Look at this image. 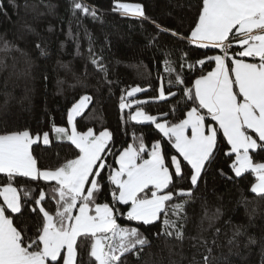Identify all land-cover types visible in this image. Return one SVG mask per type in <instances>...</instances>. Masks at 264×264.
I'll use <instances>...</instances> for the list:
<instances>
[{
    "label": "snow or ice",
    "instance_id": "snow-or-ice-1",
    "mask_svg": "<svg viewBox=\"0 0 264 264\" xmlns=\"http://www.w3.org/2000/svg\"><path fill=\"white\" fill-rule=\"evenodd\" d=\"M73 8L96 17L95 9L80 0H73ZM114 10L125 16L148 19L141 4L118 2ZM197 17L190 36L161 28L159 24L156 27L199 48L219 50L220 54L207 56V61H198L201 66L214 64V68L195 79L192 87L181 89L182 97L191 105L179 122H161L139 107L134 114L129 113L135 124L154 125L160 138L149 149L143 136L138 137L136 143L116 153L118 167L108 164L106 159L111 152V131L102 130L98 134L91 128L77 131L74 119L92 103L90 95L81 96L69 110L70 131L64 127L53 129L61 140L66 138L73 146V158L55 167L41 168L33 154V145L41 140L44 145L50 144L48 132L35 135L29 130L8 132L4 124L5 131L0 133V174L6 178L0 186V264H126L129 255L139 261L151 246V240L138 227L121 226L118 216L139 225H153L162 219L157 238L183 241L185 206L202 174L221 150L218 147L221 133L230 146L225 154L235 157L230 166L235 177L254 174L250 191L264 199V162H256L253 156L264 153V0H200ZM233 43L237 48L230 55ZM9 50L5 41L0 52ZM242 58H252L254 62ZM92 63L107 74V68L94 56ZM165 65L171 73L168 61ZM175 83L185 81L177 74ZM142 91L139 86L127 90L121 96L120 110L148 103L129 99ZM167 91L176 96L171 88ZM159 99H166L163 87ZM165 141L174 152H164ZM109 169L112 170L105 183L103 174ZM221 175L226 174L221 170ZM181 180L190 181V187L176 191ZM29 182L34 183L33 189L20 187ZM106 188L111 200L100 203L98 200ZM26 212L28 219L36 221L34 235L22 219ZM205 217L210 221L216 218L208 217L207 213ZM233 235H240L239 230ZM199 239L206 244L203 238ZM204 260L207 264L208 257Z\"/></svg>",
    "mask_w": 264,
    "mask_h": 264
},
{
    "label": "trees",
    "instance_id": "trees-1",
    "mask_svg": "<svg viewBox=\"0 0 264 264\" xmlns=\"http://www.w3.org/2000/svg\"><path fill=\"white\" fill-rule=\"evenodd\" d=\"M80 2L95 9L96 17L74 10L73 0H15L14 3L0 0L3 5L0 7V47L6 41L10 49L0 52V133L5 131V123L8 132L29 130L34 135L48 132L49 145L42 142L33 145V154L41 168L55 167L59 162L73 158V146L66 138L53 137V129L68 127L67 113L83 95H90L93 100L74 123L80 132L91 128L97 134L102 130L113 133L109 145L111 152L106 156L108 164L117 167L116 153L136 143L140 136L150 149L160 138L158 130L148 123L135 124L129 113L134 114L139 107L162 122H179L191 105L182 97L181 89L192 87L195 79L214 68V64L209 63L201 66L199 60L207 61V56L220 54L217 49L199 48L156 27L159 24L161 28L190 36L198 18L200 0ZM118 2L141 4L148 19L122 15L114 10ZM236 48L233 43L230 55ZM93 56L107 68V74L93 65ZM242 59L254 62L252 58ZM165 61L172 68L171 73ZM177 74L185 83H175ZM135 86L144 91L129 99L148 103L133 104L132 108L121 111V96ZM161 87L165 89L166 99L163 100L159 99ZM169 88L176 96L168 94ZM165 112L167 116L162 115ZM218 147L221 150L202 174L192 199L185 206L187 222L183 241L164 236L157 238L162 219L153 225H139L118 216V223L138 227L151 240V246L145 249L139 261L129 255L126 264H192L193 258L195 264H205V256L208 257L207 264H264V199L250 191L254 174L235 177L230 167L235 157L225 154L230 146L222 133ZM163 150L174 152L166 141ZM253 156L256 162H264V153ZM111 170L103 174L105 183ZM221 170L226 175H221ZM5 181L0 174V186ZM20 187L31 190L35 185L29 182ZM189 187L190 181L181 180L176 184V191ZM110 200L106 188L98 202ZM51 207H55V202ZM205 213L216 218L210 221ZM22 219L34 235L35 219H28L27 212ZM237 229L240 235L234 237ZM199 238L206 244L200 243ZM84 256L86 260L87 252Z\"/></svg>",
    "mask_w": 264,
    "mask_h": 264
},
{
    "label": "rangeland",
    "instance_id": "rangeland-1",
    "mask_svg": "<svg viewBox=\"0 0 264 264\" xmlns=\"http://www.w3.org/2000/svg\"><path fill=\"white\" fill-rule=\"evenodd\" d=\"M124 3H128V2H124ZM129 4H138V3H129ZM137 94H139V93H137ZM136 94V95H137ZM69 112V111H68ZM68 114V113H67ZM78 117V116H77ZM186 117V116H185ZM67 120H68V118H67ZM75 120V119H74ZM162 122V121H161ZM164 122V121H163ZM68 127H67V129H69V131L71 130V125H67ZM190 131V130H189ZM54 137L55 138H60V137H58V135L54 132ZM41 142H42V140H41ZM50 142H51V138H50ZM43 143V142H42ZM117 167H118V165H117ZM120 224V223H119ZM121 225V224H120ZM121 226H125V225H121ZM127 227V226H126Z\"/></svg>",
    "mask_w": 264,
    "mask_h": 264
},
{
    "label": "crops",
    "instance_id": "crops-1",
    "mask_svg": "<svg viewBox=\"0 0 264 264\" xmlns=\"http://www.w3.org/2000/svg\"><path fill=\"white\" fill-rule=\"evenodd\" d=\"M246 62V61H245ZM54 137V136H53ZM59 137V136H58ZM56 139H58V140H61V138H56Z\"/></svg>",
    "mask_w": 264,
    "mask_h": 264
}]
</instances>
